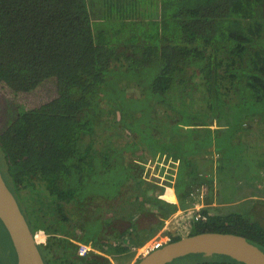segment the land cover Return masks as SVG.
<instances>
[{
	"label": "trees",
	"instance_id": "trees-1",
	"mask_svg": "<svg viewBox=\"0 0 264 264\" xmlns=\"http://www.w3.org/2000/svg\"><path fill=\"white\" fill-rule=\"evenodd\" d=\"M138 1L0 0V172L45 264H129V244L150 234L148 227L135 228L143 206L158 204L161 212L151 216L162 220L175 208L168 202L171 183L161 198L145 194L152 187L144 180L148 167L190 169L197 156L213 152L219 163L224 148L217 132L232 124L227 115L245 104L249 118L240 127L264 118V0ZM112 19L119 24L110 25ZM148 20L159 31L142 39L135 28ZM118 88L136 101L151 100L156 123L133 125V118L143 121L138 107L126 111L110 99ZM183 115L189 124L180 128ZM198 130L208 137H201L199 150H186L185 140L199 138ZM130 142L135 150L128 162ZM162 142L166 162L156 158ZM240 151L255 164L264 160L258 148ZM94 178L99 189H91ZM201 212L207 220L192 218V232L182 234L184 222L173 234L165 231L167 243L225 232L264 252V220ZM78 242H91L113 262L95 251L79 256ZM227 257L198 264H245Z\"/></svg>",
	"mask_w": 264,
	"mask_h": 264
},
{
	"label": "rangeland",
	"instance_id": "rangeland-1",
	"mask_svg": "<svg viewBox=\"0 0 264 264\" xmlns=\"http://www.w3.org/2000/svg\"><path fill=\"white\" fill-rule=\"evenodd\" d=\"M143 1L144 0H139L138 2H143ZM150 9L154 10L153 7ZM148 21L149 22L146 21L142 23V25H139V28H135V30H138L136 33H138L139 36L141 35L140 38L142 39H144L142 35H144L145 33L154 34L156 31H159V24L157 22H152L150 20ZM109 23L110 25L115 26L119 24V21L112 19L109 21ZM145 82L147 86L148 82L147 81ZM193 82H196V81H193ZM192 88H193V91L196 90L194 86H192ZM125 89L129 93L132 91L130 88H125ZM230 94L233 95L232 92H230ZM199 95H201L200 92H199ZM129 96L130 95H127L124 89L118 88L116 91L112 92V97L110 99L115 104H120L122 106H125L123 108L126 111H132L133 110L132 107H138L137 108L138 114H140L141 119L144 122L143 121L141 122L139 118L137 121L139 123H134L133 122L134 118L131 121V123L133 125H137L138 128L141 127V129H143V125L145 122L147 123L146 126L150 122H152V124H155L156 122L151 119V116L155 115V113H153L152 109L149 107L151 100H148L146 98V100H143L142 102H140L138 100L136 101L135 98L129 97ZM201 99L202 98H199L198 101H200ZM213 100H215V96H212L210 100H208V102L206 103V106L212 103ZM127 105H131V106H127ZM196 105H198V103H196ZM210 107H211L210 109L213 108L212 106ZM243 107L245 108L246 105L244 104L240 110H234L229 116L227 115V118L232 119L231 120L232 124H229L228 126L224 127V130H220L217 132L219 136L218 139H222V144L220 146H223L224 149H222L223 156L219 160V163L221 166L217 169L216 176H215V183H216L215 187L213 188L211 184H208V188L210 191L208 192L209 194L208 198L211 199L214 194L215 198L217 199L216 202L221 200V201H227L231 203H229L226 206H222L223 208L221 207L223 212L221 211V208L217 207L220 210V212L217 213L216 211H212V213L210 212V214H213V215L219 214L223 216H226L227 214L228 215L238 214L242 216L245 215V216H249L250 218H255V221L263 224L262 221L264 220V218H262L261 208L262 206H264V204H261L260 201L255 200L256 197L253 198L254 197L253 195L260 193L263 190V187L259 185L262 188L258 189L259 187H254L253 183H254L255 177L258 179V181H261L264 178V176L260 175V174H264V160L261 163L259 162V166H257L253 162L256 158H250L249 156H245L244 152L242 153L240 150H242V148H244V150L248 149L250 150L248 154H251L253 151H255V149L258 148L259 150L255 151L256 152L255 154H258V153L260 154V150H262L263 151L262 154H260L258 157L264 159V118H260V121L258 123L255 121L254 122L246 121L247 124L250 122V125L248 127H244V126L240 127V123L242 122V120L249 118L248 115H245ZM149 109L151 110L149 111ZM157 116H160V113H158ZM185 116L186 115L182 116L183 121L180 123L181 124L180 128H183L184 124L185 126L189 124V121H185V119H189V118H186ZM233 127H235L236 129ZM148 130L149 131H146V134L151 135L152 134L151 132H153L152 125H149ZM197 132H201V134H199V138L192 135L191 137L185 140L186 150L188 151L199 150L198 147L200 146L201 137H202L203 132L202 130L200 131L198 130V131H195L194 133H197ZM205 137L207 138L208 136L202 137V140H206L204 139ZM162 144H163V147H162L163 151L162 153L159 152L156 156V158L158 159V162H162V161L166 162L168 158L166 156L167 154L164 153V150L167 148V145L165 142H162ZM118 145L120 147L124 146L123 143H119ZM130 145H132V142H130ZM149 146L150 145L146 143H143V144L140 143L139 149H142V148L149 149ZM133 147L134 145H132V148L129 149V152L127 153V158H124L128 162H131L134 158L132 150H135V149H133ZM136 150H138V148ZM173 153L178 154L177 151L172 152L171 153L172 156H174ZM171 155L169 157H171ZM215 155L217 156V154ZM189 162L190 161H187V160L185 161V163H187L188 166H189ZM201 165L202 164L195 163L194 165L193 163H191V165L189 166L190 169L188 167L186 168L183 167V169L182 168L179 169L178 175L185 176V177L179 176L178 177L179 182L177 183V185H176L177 178H173L171 186L172 187L176 186L175 188L178 189L180 193H182V195L179 196L180 198L183 197L184 195L185 187L190 182L191 183L196 182L197 180L196 174L198 173V171L202 170ZM260 169H263V172L260 171ZM134 173L131 174L132 176L130 175L132 178H133ZM208 177H210V174L208 175ZM212 178L214 179L213 174L211 176L210 182L212 181ZM198 179L203 180V178H199V177ZM93 180L94 182H90V186H92L91 189L92 188L99 189L100 187L103 186L99 182L95 181V178ZM131 184L135 185L133 184V182ZM213 191L215 193H213ZM249 195L251 196L248 197ZM241 198H244V200L242 199L241 201H239V199ZM180 202L183 207H187L184 198L181 199ZM192 211L193 209L192 207H190V209L180 212L177 216H175V219L173 220L176 223H178L179 221H184V223H186V225L184 224L183 226L182 234H185V232H188V233L192 232V226H193L192 218L195 219L194 211L193 212ZM169 216L170 214H168V217ZM168 217L164 218V220H166ZM155 227L156 226H152V230L150 234L147 236V238L150 236L152 237L155 234V231H156L155 229L159 228L160 225H158L156 228ZM221 260L227 261L229 260V258L227 257V255L223 253H218V252L187 253V254L179 255L178 257L171 259L169 262L165 264H198L204 261H221ZM16 263H17L16 255L12 247L11 241L9 239L8 233L0 221V264H16Z\"/></svg>",
	"mask_w": 264,
	"mask_h": 264
},
{
	"label": "water",
	"instance_id": "water-1",
	"mask_svg": "<svg viewBox=\"0 0 264 264\" xmlns=\"http://www.w3.org/2000/svg\"><path fill=\"white\" fill-rule=\"evenodd\" d=\"M0 221L14 249L16 264H45L20 207L0 172ZM218 252L245 264H264V252L239 235L205 231L172 241L135 264H165L187 253Z\"/></svg>",
	"mask_w": 264,
	"mask_h": 264
},
{
	"label": "crops",
	"instance_id": "crops-1",
	"mask_svg": "<svg viewBox=\"0 0 264 264\" xmlns=\"http://www.w3.org/2000/svg\"><path fill=\"white\" fill-rule=\"evenodd\" d=\"M122 1V4H124L126 1L128 0H119ZM259 150V149H258ZM262 151V150H260ZM263 152V151H262ZM216 153L213 152L211 153V155L208 157L207 154L202 155V156H197L196 157V163H202L205 162L206 165L205 166H201L202 170L198 171V172H204V176H203V180H202V187L200 185L197 184V180L194 183L188 184L185 187L186 193L184 194L183 198L185 199V203L187 205V207H183L181 205V202L179 200L178 195L175 192V187H170L171 189H168V185H170V183H172L173 178H177V173L179 171V165H160L159 167L151 164L148 167V173L145 176V181L149 182L151 186L147 187L145 190V194H147L148 196L152 197V198H161L164 196V190L167 187V189L170 191L169 192V196L172 197L170 201L171 204L174 205V210L170 213V216L166 219V220H162V218L159 216V223L162 220V224L160 225V227L155 231V234L150 237L147 238L148 233H146L147 231L150 233V231L152 230V226H155V222H157V217H152L151 215L153 213H158L161 212L160 210V206L158 204L152 203V202H148L143 206V218L141 219L140 223L138 222L135 226V228H147L146 232H142V233H146L144 236H142V239H144L145 241H149L151 240V238H153L154 236L157 235V233L161 230V229H166L167 231L171 232L172 234L176 232L177 229H179L178 225L180 226L179 222H184V221H179L178 223L174 222L173 220L175 219V216H177L180 212L182 211H186L187 209H190V207H193V203L195 204H199L200 207L203 208H207L209 210V213L212 211H216L217 213L220 212V210L218 208H221L222 206H226L231 202H227V201H217L216 202V198L215 195L213 194V197L211 199H209V188H208V184H211L212 187H215V176H216V172L217 169L221 166L220 163H218V161L216 160L218 156L215 155ZM216 156V157H215ZM205 157V158H204ZM207 157L209 159H207ZM212 159V160H210ZM207 160V162H206ZM210 160V161H209ZM257 166H259V164H256ZM159 169V170H158ZM260 171L263 172V169H260ZM210 174V177H208V175ZM213 174L214 179L212 178V181L210 182L211 176ZM259 174V172H258ZM261 176H264V174H260ZM200 178V177H199ZM197 184V185H196ZM254 187H259L258 189H261L263 187V190L260 193H257L256 195H253L255 198V200L260 201L261 204H264V178L261 181H258V179L255 177L254 183H253ZM259 185H261L262 187H260ZM200 186V189L197 191V193H195L192 197H190V193H192V191L196 188ZM189 190V192H188ZM188 192V193H187ZM213 193H215L213 191ZM188 194V195H187ZM251 195H249L248 197H250ZM244 200V198L239 199V201ZM202 205H204V207H202ZM218 207V208H217ZM223 208V207H222ZM221 208V211L223 212ZM190 211V210H189ZM261 214L263 215L262 218H264V206H262L261 208ZM145 226V227H144ZM181 232V230H179ZM143 243V242H142ZM130 244H133L132 242ZM129 244V245H130ZM96 252V251H95ZM103 255L107 256L105 253H103ZM112 262V258L107 256ZM133 262V259H131L130 263L131 264Z\"/></svg>",
	"mask_w": 264,
	"mask_h": 264
},
{
	"label": "built area",
	"instance_id": "built-area-1",
	"mask_svg": "<svg viewBox=\"0 0 264 264\" xmlns=\"http://www.w3.org/2000/svg\"><path fill=\"white\" fill-rule=\"evenodd\" d=\"M199 189H200L199 186L196 187L192 191V193H190V197H192L195 193H197V191ZM192 209L194 210V215L197 219L206 220L207 216L199 211V209H200L199 204L194 205V203H193ZM35 238L40 242H44L46 239V235L44 232H38L35 235ZM169 240H170V236H168L166 234H163V235L158 234V236L156 235L151 240L146 241L141 245H135V244L131 245L130 249H131V251H133L135 258H141V257H144V256L150 254L154 250L160 248L163 244L167 243ZM90 251H95L91 242H87V243L78 242L77 243V251L76 252L79 256H84V255L88 254ZM97 252L100 253L99 251H97Z\"/></svg>",
	"mask_w": 264,
	"mask_h": 264
},
{
	"label": "clouds",
	"instance_id": "clouds-1",
	"mask_svg": "<svg viewBox=\"0 0 264 264\" xmlns=\"http://www.w3.org/2000/svg\"><path fill=\"white\" fill-rule=\"evenodd\" d=\"M212 123H213V124L211 125V127H212V128H215V127H216V126H215V125H216V122H212ZM200 186L202 187L201 184H200ZM200 186H199V187H200ZM202 207H204V205H202ZM201 210H202V208L200 207L199 211L201 212ZM193 211H194V210H193ZM193 211H192V212H193ZM201 213H202V212H201ZM203 214H204V213H203ZM205 215H206V214H205ZM206 216H207V215H206ZM194 217H195V215H194ZM195 219H197V218L195 217ZM197 220H200V219H197ZM206 220H207V218H206ZM206 220H201V221H206ZM165 231H167V230L164 229V228L161 229V230L157 233V236H158V234H160V235L166 234ZM166 235H168V234H166ZM168 236H169V235H168ZM154 237H155V236H154ZM151 239H152V238H151ZM145 242H146V241H145ZM143 243H144V242H143ZM143 243H140V244H137V243H136L135 245H141V244H143ZM165 244H168V243H165ZM165 244H163L162 246H164ZM131 245H133V244H130V246H131ZM162 246H161V247H162ZM161 247H160V248H161ZM94 249H95V248H94ZM95 251H96V252L99 251L100 254H103L100 250L95 249ZM97 253H98V252H97ZM141 258H142V257H141ZM141 258H135V257H134V253H133V257H132L133 262H132L131 264L136 263V261H137V260H140Z\"/></svg>",
	"mask_w": 264,
	"mask_h": 264
}]
</instances>
